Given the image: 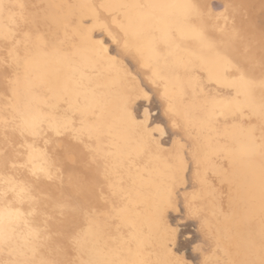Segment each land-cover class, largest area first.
Returning a JSON list of instances; mask_svg holds the SVG:
<instances>
[{"label": "bare ground", "instance_id": "bare-ground-1", "mask_svg": "<svg viewBox=\"0 0 264 264\" xmlns=\"http://www.w3.org/2000/svg\"><path fill=\"white\" fill-rule=\"evenodd\" d=\"M212 1L0 0V264H188L168 210L198 264H264V0Z\"/></svg>", "mask_w": 264, "mask_h": 264}, {"label": "rangeland", "instance_id": "rangeland-1", "mask_svg": "<svg viewBox=\"0 0 264 264\" xmlns=\"http://www.w3.org/2000/svg\"><path fill=\"white\" fill-rule=\"evenodd\" d=\"M212 5H214V7H216L215 10H219V11L221 10V8H217L218 7L217 1L213 0L212 1ZM40 33L41 32H40L39 29H34V30H32L31 33L26 31L25 37H24L25 38V41H26V45H30V43L32 42V40L33 41L39 40L40 39ZM97 33H99V31H94V33H93L94 36L93 37H95L97 35ZM8 40H11L10 39V35L4 29V27L2 28L0 26V44L1 43L4 44L5 42L8 43ZM103 43H104V45H106V44L108 46L110 45L107 48H108V52L110 53L109 55H112V53L114 52L113 51L114 50V47L110 43V39H109L108 36H105L104 37ZM0 48H1V45H0ZM2 49L5 51L6 56L9 58V62H8L9 65L13 64L12 62L14 61V65L17 67V69H19L20 82L22 84L21 85V90H25L26 89L27 91H30L32 89L31 86L33 87V85H34V80H33L34 79L33 77H34V74H35L34 72H36L37 69H38L37 67H38L39 57L37 56L38 55L37 54V51L34 50V52H33L34 57L33 58H25L26 55L25 56L22 55V56H19V57L16 55L15 48H14V46L12 44L11 45H5V47L2 48ZM17 58H21L22 61L19 62ZM126 61H129V60L126 59L125 62ZM126 63H129V65L131 66V64H130L131 62L130 61L129 62H126ZM27 83L29 85H31V86L30 87H26ZM140 83H141V81H140ZM142 86H143V88L147 92H149V100H148V103H147L146 101H144V99L138 98V100L135 103L136 106L134 107V112L136 113V115L138 114L136 118H138V117L141 118L139 114H141V116H142L143 113H141V112H143V110H145L146 107L151 108V109H148L147 108L150 112L146 109L148 111V113H147L148 114L147 125L149 127L151 126L150 128L153 127L152 128V135L154 134L153 136L155 137L156 134H157V136L155 138L160 137V139H159L160 142L163 141V142H161V144L164 143V145L166 144V145L169 146L170 145V142L172 141V137H173L172 134H173V132H171L172 130L170 129V127H168V124L166 123L165 119L163 117H161L160 111H159V107H157L158 104H156V101H154V100H156L155 99V96L150 92V89H148V88H146L144 86L143 83H142ZM150 99H151V101H150ZM151 102H152L153 105L151 104ZM138 103H139V105H138ZM146 103L148 104L147 106H146ZM141 105H142V108H141ZM135 109H140V110L143 109V110L142 111H140V110L138 111V110H135ZM157 111L159 112V114H158ZM135 113H134V115H135ZM156 119H157V121L158 120L159 121L157 122ZM139 120H141V119H139ZM153 122H155V123H153ZM160 122H162V124ZM164 124H167V125H164ZM166 128L168 129V132H167V129ZM164 131L166 132L165 134L163 133ZM159 132H160V136H159ZM169 132H171L172 134L169 133ZM161 133H162V135L164 134L162 137H161ZM166 134H167V136H166ZM168 135L169 136L172 135V136L171 137H168ZM166 137H167V139H166ZM168 146H166V147H168ZM185 161L187 162V159ZM187 165H189V164H187ZM188 168H189V166H188ZM188 168H187V170H188ZM187 173L188 172L186 171L185 178L187 177ZM179 208H181V207H179ZM176 219L178 220V219H180V217L179 218H177V217L175 218V214H172V211L171 210H168V219L167 220L169 222L170 227H172V228L175 229V232H174V235H175L174 244L172 246V249L174 250L173 252L177 253L178 256L179 255L180 256H183L182 258H183L184 262L186 261L185 263H188L189 262L188 264H198V258H197L198 254L196 253V251L194 252L193 249H192V247H191V246L194 247V245H193V244H195L194 242H196V244H197V240L196 239L198 238V234L196 233L197 231H196L195 222H192L193 220H191V218H189V217H187L185 219L184 218H181L182 220L180 219L178 221Z\"/></svg>", "mask_w": 264, "mask_h": 264}]
</instances>
